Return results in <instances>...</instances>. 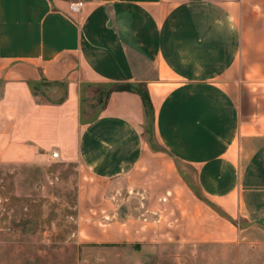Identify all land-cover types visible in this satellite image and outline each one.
Masks as SVG:
<instances>
[{
    "label": "crops",
    "instance_id": "0c3cea01",
    "mask_svg": "<svg viewBox=\"0 0 264 264\" xmlns=\"http://www.w3.org/2000/svg\"><path fill=\"white\" fill-rule=\"evenodd\" d=\"M123 84L146 90L155 146L137 92L99 102ZM48 162L85 173L80 222L131 215L83 237L153 236L146 206L264 242V0H0V164Z\"/></svg>",
    "mask_w": 264,
    "mask_h": 264
},
{
    "label": "rangeland",
    "instance_id": "374dc122",
    "mask_svg": "<svg viewBox=\"0 0 264 264\" xmlns=\"http://www.w3.org/2000/svg\"><path fill=\"white\" fill-rule=\"evenodd\" d=\"M114 88L99 86V101L103 103L105 93ZM143 128L154 144L152 119L147 118ZM80 174L77 164H0V264H264L263 241L251 242L237 230L232 240L198 237L179 222L167 220L168 207L159 208L161 220L159 212L140 208L138 217L144 224L153 223V236L134 237L132 242L83 237L82 225L91 233L105 229L113 233L116 220L131 215L121 206L117 219L97 212L90 222H80L77 201L86 182L81 178L85 173ZM119 188V198L136 195V191L122 194Z\"/></svg>",
    "mask_w": 264,
    "mask_h": 264
},
{
    "label": "trees",
    "instance_id": "16d2710c",
    "mask_svg": "<svg viewBox=\"0 0 264 264\" xmlns=\"http://www.w3.org/2000/svg\"><path fill=\"white\" fill-rule=\"evenodd\" d=\"M113 91H134L137 92L143 102L145 111H146V116L151 120L153 119V114H152V106L150 103V99L149 96L146 92V90L141 86V85H129V84H123V85H116L115 88L113 90H110L108 92L105 93V99L108 98V96L110 95L111 92ZM101 103V100L99 101Z\"/></svg>",
    "mask_w": 264,
    "mask_h": 264
},
{
    "label": "built area",
    "instance_id": "2783aa9c",
    "mask_svg": "<svg viewBox=\"0 0 264 264\" xmlns=\"http://www.w3.org/2000/svg\"><path fill=\"white\" fill-rule=\"evenodd\" d=\"M83 5L84 3L82 1L72 2L70 3V10L74 13H78L82 9ZM51 157L56 159L58 157V153L52 152Z\"/></svg>",
    "mask_w": 264,
    "mask_h": 264
}]
</instances>
